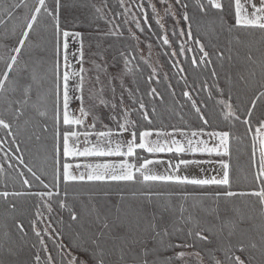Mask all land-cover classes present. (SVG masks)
Here are the masks:
<instances>
[{
    "label": "snow or ice",
    "instance_id": "obj_1",
    "mask_svg": "<svg viewBox=\"0 0 264 264\" xmlns=\"http://www.w3.org/2000/svg\"><path fill=\"white\" fill-rule=\"evenodd\" d=\"M162 2L167 5L165 15L171 17L175 25H179L181 20L185 22L183 27L173 26L171 30L180 42L169 55L173 58L183 55L195 69H209L213 85L201 80V88L208 89L209 99L213 98L214 91L221 97L216 104L220 106L225 120L239 121L251 134V184L247 188L233 190L230 164L232 130L213 128L206 131L212 127L210 117L201 110L190 91H183L182 95L187 97L194 109L201 122L199 126L158 125L150 115L157 114V108H149L143 96H137L136 90L127 89L128 106H125L124 92L117 96L114 85L109 87L110 95L106 96L104 82L100 79V73L106 72V67L92 61L97 72L95 76L90 75L91 69L85 68L84 34L61 26V0H35L31 5L28 0H12L11 3L0 0L4 17L0 18V24L15 20L20 27L15 46L7 52L5 68L0 72V129L11 135L15 142L21 130L20 122L27 116L29 118L24 119L25 125L33 123L40 133H48L51 129L53 139L51 182L46 183L42 179V171L38 175L37 171L25 164L23 152H20L16 159L27 169L32 180L21 171L19 177L27 190L0 192V197L6 200L25 196L37 199L34 218L28 223L37 240L31 247L37 249L38 244L39 249L33 253L31 261H25L19 258L18 250L10 246L6 239L0 264H188V261L205 264V260L207 264H264V118H258L253 123L257 103L264 101V0H194L195 16L191 14L189 0H175L179 8L178 18L170 0ZM117 3L123 12L114 13L111 17L105 13L108 8L106 0L102 7L92 5L97 18L112 24L102 33L103 37L120 38L124 35L115 19L117 15L126 16L131 9L125 6V0H117ZM135 7L141 9L146 21L143 3ZM150 7L159 29L164 33L162 43L171 47L172 42L161 23L156 5L150 4ZM21 8L26 11L18 14ZM201 17H212L220 31L229 36L236 33L235 45L229 41L228 46H206L193 29L194 24L199 26ZM46 21H50L51 27V84L37 94L38 101L33 103V83H40L44 77L38 74L31 58L22 60V54L37 28L43 25L44 30L48 29L49 25L44 23ZM132 21L143 33L144 28L135 15ZM122 24H128L127 18ZM147 27L151 28V25ZM128 32L132 40L139 41L135 33L130 29ZM73 41L77 45L74 50L71 47ZM189 43L192 47L188 46ZM148 46L150 48L151 44ZM4 47L7 50L8 46ZM189 52L192 53L190 57L187 55ZM213 57L218 62L215 66H212ZM129 63L125 59L121 75L133 71L128 68ZM173 67L180 73L185 71L179 61ZM218 68L224 70V81L229 88L227 94L225 88L221 87ZM155 73L156 69L153 68L148 81L153 80ZM180 79L186 88L189 87L187 76L181 75ZM237 84L252 92L249 104L243 105L245 110L239 115L241 105L233 104L231 92V88ZM195 86L196 82L193 81L192 87ZM146 94L153 101L156 97L164 100L155 87H150ZM203 107L206 109L207 104ZM29 108L32 109L31 116ZM102 113L108 124L101 118ZM34 138L39 141L42 137L34 134ZM2 143L4 141L0 140ZM15 147L19 152L20 144L16 143ZM192 167L198 168L200 175L191 174L189 170ZM2 169L3 165H0ZM33 180L44 190L31 191ZM77 182L140 185L143 199L151 204L173 195L153 190L151 186L156 184L223 188L222 191L202 192L198 197L186 191L175 193L183 201L190 198L215 201L248 198L255 202L229 215H222L217 204L210 210L211 219L188 212L183 204L167 219L154 212L135 211L115 217L98 213L92 221L82 222L81 214L73 209L70 219L79 225L81 231L75 233V240H69L73 245L69 247L62 242L63 237L58 230L54 233L50 231L53 221L45 220L41 209L51 214L53 201L60 208L68 207V187ZM17 211L18 205L8 201L5 212ZM13 219L16 229L27 235L24 223L15 217ZM41 223L43 227L39 226ZM178 223L181 226L177 227ZM45 235L53 241L59 238L55 255L49 251ZM162 250L172 254L162 256ZM41 252L45 253L43 257Z\"/></svg>",
    "mask_w": 264,
    "mask_h": 264
},
{
    "label": "trees",
    "instance_id": "obj_2",
    "mask_svg": "<svg viewBox=\"0 0 264 264\" xmlns=\"http://www.w3.org/2000/svg\"><path fill=\"white\" fill-rule=\"evenodd\" d=\"M130 4L134 5L132 0H129ZM174 1L175 0H171ZM11 3L12 0H7ZM35 0H28L29 5L33 4ZM108 8L105 9L107 16L111 17L114 13L123 12V8L117 3V0H106ZM156 2V6L162 7L161 0H148L146 1V13L147 20L145 21L141 12V26L144 28L143 33L135 28V33L138 35H145V39L150 40L154 43V47L158 51L159 59L163 64V69H166L167 74H159L160 79L156 80L153 78L152 84H155V88L164 97L161 101L159 97H156L155 101L152 100L150 96L146 93L150 91L152 84L148 81V75L144 72H152L150 66L145 60L140 57V50L137 41L132 40L129 36V28L122 24L125 16L117 15L115 23L121 25L120 30L124 32L123 37H103L102 33L106 32L112 27V24L106 23L105 19H99L96 17L95 10L92 5L97 7H102L105 0H61L63 7L61 8V20L62 27L67 26L71 30L79 31L84 34V46H85V56L87 49L86 62L90 61L91 56H95V61L97 64L104 65L106 67V72H121L123 69L124 61L127 59L130 61L128 68L132 69V72H137V86H135L137 96H143L144 102L149 108L155 106L157 108V114H151L153 116L154 123L163 124L165 126L175 125V126H185L191 125L193 128L199 126L201 123L195 114L194 109L191 108L190 102L187 97L182 95L183 91H190L193 98L197 100V104L201 106V110L205 113L207 117H210L209 123L212 125L211 128L206 129V131L213 130V128L220 129H231L233 133V138L231 141L232 145V155H231V176L233 179V190L238 188H247L251 184V174L253 171V163L251 160V134L246 132V128L239 121L231 122L225 120L221 112V108L216 104V100L220 99L213 92V98H208V89L201 88L200 81L207 80L209 85H213V78L209 74V69H195L191 66L189 60L185 59L183 55L178 57H171L169 53L172 51L173 44L177 45V40L171 41V47L164 45L162 43L163 32L159 29L156 23V16L153 14L150 4ZM191 14L196 15L194 8V0H189ZM164 6L167 7L166 4ZM166 7H163L164 10ZM158 8V10H160ZM176 8H179L176 5ZM138 9V8H137ZM113 10V11H110ZM139 10V9H138ZM26 10L21 8L18 14H23ZM179 16V15H178ZM0 18L3 17V10L0 9ZM171 17L168 18L166 23L172 22ZM49 25L48 30H44L43 25L40 31H47L48 37L51 38V27L50 21H46ZM183 27L185 22L180 21ZM151 25V28L147 27ZM177 26L178 25H172ZM167 29V34L172 35V28L165 25ZM169 28V29H168ZM194 34L199 36L202 41L208 46L209 44H216L218 46H228V42L232 41L235 45L236 33L229 36L227 33L221 32L218 23H216L212 17H201L199 20V26L193 25ZM37 28L36 33L40 32ZM132 32V31H131ZM20 34V27L17 21L8 20L6 24H0V72L5 68V59L7 58V52L15 46L17 37ZM135 34V35H136ZM50 35V36H49ZM257 40L259 39V34L257 33ZM142 39V38H141ZM170 39V36H169ZM172 38L171 40H173ZM34 39L31 38V41ZM30 41V42H31ZM45 42L41 37H38L32 45H28L30 53L39 51V45ZM5 45L8 46L7 50ZM189 45L192 47L191 43ZM124 53V56H121ZM190 57L191 52L187 53ZM89 57V59H88ZM214 65L218 64L213 57ZM177 61L185 68L184 73H180L177 68L173 67ZM91 62V61H90ZM106 62V64H105ZM209 66V67H212ZM227 68V66H226ZM91 72H96L91 62L90 68ZM163 69H158V72H164ZM104 71H102L103 73ZM221 77V87L225 88V93L229 91L228 86L224 81V70L218 68ZM139 73V74H138ZM181 75L187 76V83L189 87H185L184 81L180 79ZM193 81L196 82V86L192 87ZM170 85V88H169ZM199 92V95H197ZM233 95V104L241 105L238 115L244 112L243 105H248L252 97V92L250 90H245L244 87L237 84L231 88ZM117 96L119 92L116 91ZM110 95V92L109 94ZM107 95V96H108ZM130 102V101H129ZM128 104V102H127ZM207 104V108L203 107ZM129 105V104H128ZM127 105V106H128ZM2 108V105L1 107ZM243 118V117H242ZM258 118H264V101H259L257 107L253 113V123L255 124ZM136 119V116H133ZM170 130V128L168 129ZM30 133V138L25 141L14 142L11 136H4V144L9 145L14 150L10 152L7 147H0L3 152V158L0 159V165H3V169L0 170V192L2 191H26V186H22V181L19 177V172L23 171L25 176L32 180L31 175L27 172V169L20 164L19 160L16 159V154L20 155L23 152V159L25 164L32 167L37 174L40 175L41 171L44 173L42 179H45L46 183H50L52 180V169H53V156H52V146L53 139L51 134V129L48 133H40L34 130L33 127H29L27 130ZM34 134H40L41 140L37 141L34 138ZM239 137V139H237ZM6 139V140H5ZM22 142V145H21ZM11 143V144H10ZM16 143L20 144V151L16 150ZM39 143L41 147H46L48 153H43L44 155L35 156L32 148L34 144ZM5 153H8L6 156ZM258 160V156H257ZM11 165V166H9ZM34 187L31 191L44 190L42 187L38 186L37 183L32 181ZM7 185V187H5ZM153 190L165 191L173 193L169 198L159 201L157 204L147 203L142 195V188L140 185L124 184L117 182L108 183H93V182H77L71 184L68 187L67 203L68 207L60 208L53 201L52 207L53 211L51 214L47 210L41 209L44 213L45 220L51 219L53 221L52 228L50 231L53 233L58 230L63 237L62 242L69 247H73L69 243V240H75V233L80 232L81 228L75 222L70 219V211L76 210L81 214L82 222H90L95 216L99 214H108L110 216H123L126 213H132L135 211H140L143 213H155L157 215H164L167 219L172 213L176 212L178 206L183 204L188 212L196 213L200 216H206L211 219L210 210L215 208L217 204L219 205V210L222 215L235 214L237 210L244 208L246 205L254 203V199L248 198H233L229 200L221 199L215 201L212 199H188L187 201L181 200L175 193L180 191H186L191 193L193 196L198 197L202 192H214L222 191L223 188L217 187H206L200 188L195 186H175V185H152ZM8 201L15 202L18 205V211L15 213H6L5 209L8 207ZM37 199L31 196L25 197H9L7 200L0 197V258H3V246L4 241L7 239L10 246L15 247L19 252V258L25 261H31L33 258V253L39 249L37 244V249H33L31 246L37 243L35 235L29 228V220L34 218L35 205L37 204ZM195 205V207H193ZM185 213V215L188 214ZM19 219L25 225V231L27 235L20 233L15 227V220ZM43 227L44 224L39 225ZM181 226L179 223L177 227ZM5 232L8 236L5 237ZM167 238H165L166 240ZM46 243L48 244L49 251H52L55 255V245L59 243L60 240L57 238L53 241L47 235H45ZM182 249H177L180 251ZM188 251H192L189 249ZM43 257L45 253L41 252ZM171 252H165L162 250L161 255H171ZM239 254V253H238ZM59 259V257H57ZM179 264V262H176ZM188 264H193V261H188ZM207 264V260H205Z\"/></svg>",
    "mask_w": 264,
    "mask_h": 264
},
{
    "label": "rangeland",
    "instance_id": "obj_3",
    "mask_svg": "<svg viewBox=\"0 0 264 264\" xmlns=\"http://www.w3.org/2000/svg\"><path fill=\"white\" fill-rule=\"evenodd\" d=\"M134 2V5L133 4H130V1L129 0H125V6L130 8L131 9V12L126 14L125 18H127L128 20V24L125 25L126 27H128L132 33H135V22L132 21V16L135 15L137 17V19L139 20L140 24H141V20L140 18L141 17V9H137V7H135V5L137 4H140V3H143V11L145 12L146 11V1L148 2V0H132ZM170 3H172L173 5V11L176 12V15H177V18L179 17V13H178V9L176 8V5L174 4V1H171L170 0ZM152 4H155L156 5V2H153ZM161 5L162 7H157V9L159 8L160 10L159 11V14H160V17L162 18L161 19V23L164 24V27L166 25L167 26H170L172 28V25H175V22L174 20L172 22H168V18L169 16H166L165 15V11H164V8L163 7H166L164 6V3L162 2L161 0ZM178 27H182L181 26V23H179ZM49 29V28H48ZM47 29V30H48ZM137 29V28H136ZM166 29V28H165ZM169 29V28H168ZM38 30L40 31L41 29L38 28ZM139 30V29H138ZM140 31V30H139ZM136 34V33H135ZM164 35V34H163ZM45 40L42 41V43L39 45V51L37 52H34V53H30V50H29V47L27 46V48L24 50L23 54H22V60H29V58H31V61L34 62L36 64V67L38 69V74L42 77H44V79L40 82V83H33V103H36L38 101V93H42L44 91L45 88L49 87L50 84H51V71H50V68H51V59H52V51H51V43H50V39L48 37V33L47 31H40L39 34L38 33H34L32 35V39H34L33 41H31L29 43V45H32L34 43V41L36 39H38V37H41ZM50 36V35H49ZM137 37H139V41H137V44L139 46V52H140V57L145 60L147 62V64L150 66L151 70L153 68L156 69V73L153 75V78H155L156 80L160 79V76L159 74L163 73L164 75L170 73V72H166V69H163V64L161 62V60L159 59V56L158 55V51L157 49L154 47V43L151 42L150 40L148 39H145L144 37H146L145 35H138L136 34ZM170 36V41H174L175 42V39L176 37H174L173 35H169L168 34V37ZM142 38V39H141ZM172 38H174L173 40H171ZM177 40V39H176ZM180 41L177 40V44L179 43ZM149 44H151V47L149 48ZM172 44V43H171ZM76 43L73 41L71 42V47L72 49L74 50L75 47H76ZM189 47H191L190 45H188ZM177 45L173 44L172 48H176ZM87 49H86V56L85 58L87 57ZM89 59V57H88ZM93 60H95V56H91L90 57V61L92 62ZM88 61L85 63V68H90L91 66V62ZM163 69L164 72H158V69ZM146 73L148 76L149 75H152V72H144ZM97 74V72H90V75L92 76H95ZM139 74V73H138ZM115 76L116 79H112V77ZM137 72H127L126 74H123L121 75V72H101L100 73V79L101 81L104 82V85H105V94L106 96L109 94V87L114 85L115 88H116V91L119 92V94L123 91L124 94H125V106H127L128 104H130L128 98H127V89L131 88L133 90H135V86H137ZM121 80L123 82V88L121 87ZM150 82V81H149ZM93 83L95 84V81H93ZM152 84V82H150V85ZM99 85H97L98 87ZM152 86L154 87L155 84H152ZM128 102V104H127ZM76 105L74 104L73 107H75ZM1 107V105H0ZM28 112H29V116L32 115V109L29 108L28 109ZM106 112V110H105ZM29 117H25L21 120L20 124H21V130L19 133H17L18 135V141H21V139H25V141L27 139L30 138V133L27 132V130L29 129V127H33V123H29L27 125L24 124V119H28ZM101 118L104 119V114L102 113L101 114ZM133 118V117H132ZM89 123H91V120H89ZM104 123L105 124H108L109 121L107 119H104ZM14 128H15V125H14ZM34 130H36L37 132H40L38 128H35L33 127ZM8 136H11V135H8L5 133V131L3 129H0V140H3L4 138ZM6 140V139H5ZM11 144V143H10ZM6 147H7V150L10 151V152H13L14 150L12 149V147H9V145H7V142L6 144H4ZM3 143L0 144V147H4ZM21 145H22V142H21ZM32 150L34 151V154L35 156H41V155H44L43 153H48L47 151V148L46 147H41V145L39 143L37 144H34V147L32 148ZM16 156L18 155V153H15ZM45 156V155H44ZM3 158V152L0 148V159ZM198 158H199V154H198ZM1 161V160H0ZM162 170V169H160ZM190 173L191 174H194V175H200L199 173V170L198 168L196 167H192L190 168ZM217 172L220 171L219 168L216 169Z\"/></svg>",
    "mask_w": 264,
    "mask_h": 264
}]
</instances>
